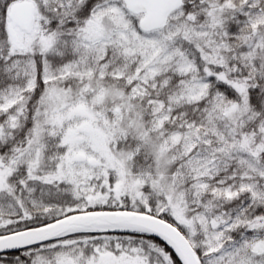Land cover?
<instances>
[{"label":"snow or ice","instance_id":"obj_1","mask_svg":"<svg viewBox=\"0 0 264 264\" xmlns=\"http://www.w3.org/2000/svg\"><path fill=\"white\" fill-rule=\"evenodd\" d=\"M0 264H264V0H0Z\"/></svg>","mask_w":264,"mask_h":264}]
</instances>
